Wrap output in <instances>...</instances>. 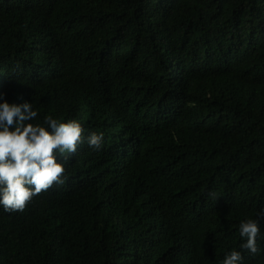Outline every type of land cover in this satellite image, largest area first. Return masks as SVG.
I'll return each mask as SVG.
<instances>
[{
    "label": "trees",
    "instance_id": "1",
    "mask_svg": "<svg viewBox=\"0 0 264 264\" xmlns=\"http://www.w3.org/2000/svg\"><path fill=\"white\" fill-rule=\"evenodd\" d=\"M4 102L83 133L0 264H264V0H0Z\"/></svg>",
    "mask_w": 264,
    "mask_h": 264
},
{
    "label": "clouds",
    "instance_id": "2",
    "mask_svg": "<svg viewBox=\"0 0 264 264\" xmlns=\"http://www.w3.org/2000/svg\"><path fill=\"white\" fill-rule=\"evenodd\" d=\"M37 115L28 102L0 103V206L5 212L23 211L33 197L54 183L63 184L65 167L56 154L75 152L82 140L83 129L77 121L60 122L46 116L45 127L31 122ZM88 144L94 151L101 149L103 134L92 133ZM210 197L215 200L216 194L212 192ZM257 216L264 219V208ZM259 232L258 220H242L239 224L240 236L246 238L241 248L253 256L261 252L257 243ZM242 261L241 252L232 250L221 264Z\"/></svg>",
    "mask_w": 264,
    "mask_h": 264
}]
</instances>
